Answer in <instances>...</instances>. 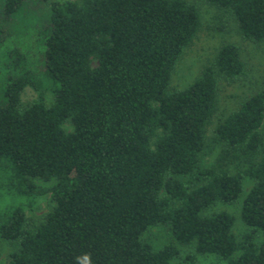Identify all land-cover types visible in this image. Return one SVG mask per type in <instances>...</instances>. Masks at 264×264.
Masks as SVG:
<instances>
[{"label":"trees","instance_id":"1","mask_svg":"<svg viewBox=\"0 0 264 264\" xmlns=\"http://www.w3.org/2000/svg\"><path fill=\"white\" fill-rule=\"evenodd\" d=\"M204 1L244 39L264 42V0ZM200 28L187 0H0L6 264H171L178 246L193 244L226 264H264V81L215 130L248 168H201L219 83L247 69L239 47L225 44L190 86L171 91ZM27 88L37 96L24 103ZM246 178L241 220L252 233L238 241L234 216L209 209L236 203ZM41 197L53 206L34 225L26 212ZM152 227L173 241L155 250L144 239Z\"/></svg>","mask_w":264,"mask_h":264},{"label":"rangeland","instance_id":"2","mask_svg":"<svg viewBox=\"0 0 264 264\" xmlns=\"http://www.w3.org/2000/svg\"><path fill=\"white\" fill-rule=\"evenodd\" d=\"M76 1V0H72ZM194 3L201 16V28L194 38L192 44L184 51L177 63L171 79L170 90H182L190 86L194 80L200 76L203 69L212 64L221 46L225 44H235L239 47L241 57L246 64L247 76L236 83L229 84L224 80L219 83L218 103L215 113L211 119L207 131V140L204 151L201 154V168L212 165H223L232 173L245 171L248 164L232 159L226 153L224 144L216 139L215 130L217 126L244 101L250 98L262 88L264 81V42L255 43L243 38L235 19L228 13L211 7L204 0H187ZM40 12H44L40 10ZM96 65V62H93ZM36 93L27 88L22 94V101L28 103L36 98ZM51 98L50 95L47 96ZM67 131L72 127L66 123ZM260 133L264 144V122L260 128ZM46 187L52 183L37 182ZM253 186V181L246 178L243 181V193L234 204L218 203L209 209L210 212H228L235 218L233 234L238 241H242L247 234L252 233V229L246 226L241 220L242 201ZM53 202L49 197H41L36 204L27 210L26 214L30 222L37 225L42 222L43 217L52 208ZM254 241L260 243L262 235L255 232ZM144 239L152 245L155 250L163 248L172 237L165 227H152L145 234ZM179 256L171 264H226V262L216 255H199L195 245L178 246ZM9 247L0 242V264H6L9 254Z\"/></svg>","mask_w":264,"mask_h":264}]
</instances>
